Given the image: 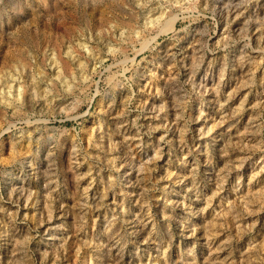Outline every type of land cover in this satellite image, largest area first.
Segmentation results:
<instances>
[{"label":"clouds","instance_id":"1","mask_svg":"<svg viewBox=\"0 0 264 264\" xmlns=\"http://www.w3.org/2000/svg\"><path fill=\"white\" fill-rule=\"evenodd\" d=\"M262 9L0 0V264H264Z\"/></svg>","mask_w":264,"mask_h":264},{"label":"rangeland","instance_id":"2","mask_svg":"<svg viewBox=\"0 0 264 264\" xmlns=\"http://www.w3.org/2000/svg\"><path fill=\"white\" fill-rule=\"evenodd\" d=\"M262 10H264V9H262ZM220 32L221 33H223L224 32V29L223 28H221L220 29ZM216 40H217V42H219V37H217V38H215ZM227 42V41H226ZM189 51H190V49H189ZM169 71H170V66H169ZM257 75H260V73H258ZM242 84H243V78H241V80L239 81V87H238V83L237 82H233L232 84H231V87L229 88V91H231V89L232 88H237L238 87V92H237V96L240 98V99H245V98H249V99H251V97H249V94H248V92H247V89L246 88H244L243 86H242ZM145 86L147 87V81H145ZM149 91H151V89H149ZM251 102L252 103H255V100L254 99H251ZM244 131V129L243 128H241V133ZM249 175H251V170H249ZM262 175H264V173H262Z\"/></svg>","mask_w":264,"mask_h":264}]
</instances>
